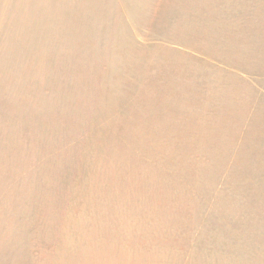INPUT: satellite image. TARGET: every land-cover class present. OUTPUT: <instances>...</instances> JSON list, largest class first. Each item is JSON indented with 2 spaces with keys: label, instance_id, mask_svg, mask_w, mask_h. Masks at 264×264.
Here are the masks:
<instances>
[{
  "label": "rangeland",
  "instance_id": "rangeland-1",
  "mask_svg": "<svg viewBox=\"0 0 264 264\" xmlns=\"http://www.w3.org/2000/svg\"><path fill=\"white\" fill-rule=\"evenodd\" d=\"M122 262L264 264V0H0V264Z\"/></svg>",
  "mask_w": 264,
  "mask_h": 264
},
{
  "label": "crops",
  "instance_id": "crops-1",
  "mask_svg": "<svg viewBox=\"0 0 264 264\" xmlns=\"http://www.w3.org/2000/svg\"><path fill=\"white\" fill-rule=\"evenodd\" d=\"M125 263H126V264H130V263H127V262H122V264H125Z\"/></svg>",
  "mask_w": 264,
  "mask_h": 264
}]
</instances>
